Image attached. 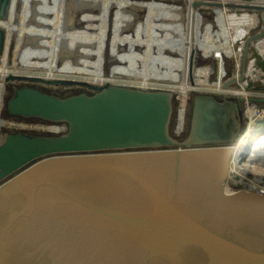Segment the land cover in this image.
<instances>
[{"label": "water", "instance_id": "obj_1", "mask_svg": "<svg viewBox=\"0 0 264 264\" xmlns=\"http://www.w3.org/2000/svg\"><path fill=\"white\" fill-rule=\"evenodd\" d=\"M9 6L0 0V21ZM249 7L263 23L245 42L241 77L264 35V4ZM4 41L0 27V54ZM51 82L91 92L20 86L1 107L62 129L1 132L0 264H264V195L226 189L237 138L226 96L192 92L179 136L171 90Z\"/></svg>", "mask_w": 264, "mask_h": 264}, {"label": "bare ground", "instance_id": "obj_2", "mask_svg": "<svg viewBox=\"0 0 264 264\" xmlns=\"http://www.w3.org/2000/svg\"><path fill=\"white\" fill-rule=\"evenodd\" d=\"M170 1L10 0L8 18L0 21V27L6 31L3 63L0 64V110L8 74L37 77L50 81L40 83L54 87L57 83L51 81L61 79L101 86L123 84L115 78V73L110 74L112 68L118 66L125 73L119 76L130 82L125 85L149 89L157 82L159 84H154L157 88L171 90L181 98L174 127L179 136L186 135L188 109L184 103L190 92L196 93L206 87L229 98L240 97L243 99L242 114L249 122L232 144L228 179L238 189L264 195V135L256 130L253 117L256 107L249 102L253 97L247 87L249 80L264 83V70L257 65L254 56L246 61L242 77L240 69L242 47L251 36L248 31L254 22L253 16L245 13L236 28L227 11L228 0L202 1L220 4L209 6L213 18L208 21L204 20V13L192 5L200 0H182L185 5ZM252 1L264 4V0ZM128 27L131 31L122 33ZM18 35L25 43L28 41L24 52H16L8 45L13 36ZM238 39L242 43L235 48ZM251 42L264 59V35ZM9 52L13 53L11 61ZM107 53L115 61L108 75L104 71ZM229 59H234L232 77L235 84L224 87ZM195 61L201 63L200 66H194ZM130 72L138 73V77ZM166 73L177 75V80H168ZM210 75L214 76L213 82L208 81ZM3 124L0 117V126ZM11 125L27 128L24 124ZM50 127L56 131L60 129L58 125L43 123L34 128L29 126V129L39 131Z\"/></svg>", "mask_w": 264, "mask_h": 264}, {"label": "rangeland", "instance_id": "obj_3", "mask_svg": "<svg viewBox=\"0 0 264 264\" xmlns=\"http://www.w3.org/2000/svg\"><path fill=\"white\" fill-rule=\"evenodd\" d=\"M171 3H175V2H179V3H182L183 5H185V2L184 1H182V0H172V1H170ZM198 5H200L201 3H197ZM199 7H201V8H199ZM199 7H197V8H199L198 10H200V11H202L203 13H204V15H205V18H204V20L205 21H208V20H212V18H213V15H210L209 14V10H210V7L209 6H206L204 3H202ZM94 13H95V10L93 11ZM185 13V10H183V14ZM245 13H247L249 16H253V19H254V22H252L253 24L250 26V32H249V34H255L257 31H258V29L260 28V26H261V15H262V12H259V11H251V10H249V11H246V12H244V11H239V10H236V11H230L228 14H233V15H236V18H234L233 17V23H234V25L236 26V28L239 26V24L240 23H242L241 21H239V20H241L242 19V16L245 14ZM230 21V20H229ZM127 30V31H126ZM126 30L124 29V31L122 32V33H124L125 34V32H128V31H131V28H126ZM224 32V31H223ZM239 40V39H238ZM235 43H238V41L237 42H235ZM237 45L238 44H235V48L237 47ZM250 53H251V55L252 56H254L255 58H256V60H257V65L259 66V67H261L263 70H264V59L262 58V57H260L258 54H257V50L254 48V47H252L251 46V48H250ZM11 56H12V54H11ZM10 60H11V57H10ZM115 61L108 55V53L106 54V56H105V63H104V71H105V74L106 75H108V73H109V69H110V67H111V65L114 63ZM228 62H229V66H227V75H226V77H224V80L226 79V78H228V77H232V73H233V66H234V61H233V59H229L228 60ZM1 63H3V61L1 62ZM20 64V63H19ZM21 64H24V65H29V66H33L32 64L30 65V64H28V63H24V62H22ZM200 64L201 63H199L198 61H195V63H194V66H200ZM9 65V64H8ZM39 66H46V65H41V64H39ZM120 67L121 66H118V67H114V68H112V70L110 71V74H113V73H115L116 75H115V78H118V75H124L125 73H124V70H121L120 69ZM39 71V70H38ZM43 74H44V72H42ZM132 75H133V77H138V73H136V72H130ZM167 74V73H166ZM127 75V74H126ZM168 76H169V79L168 80H172V81H176L177 80V78H178V76L177 75H173V74H171V73H169V74H167ZM212 77V78H211ZM123 78V77H122ZM233 78V77H232ZM123 79H126V78H123ZM152 79H156V80H158L156 77H152ZM127 80V79H126ZM215 79H214V76L213 75H210L209 76V78H208V81L209 82H213ZM128 82V81H127ZM128 83H130V82H128ZM257 82H249V85L247 86L248 87V89H252V90H260V91H263L264 92V86L263 85H259V83H257ZM31 84V83H30ZM32 84H35V86H37V87H39V88H43V89H45L46 91H55V92H58V93H60L61 95H64V94H74V93H78V92H87V93H90L91 91L88 89V88H86L85 86H81V85H62V84H56L55 85V87H45L44 86V84H41L40 82H32ZM154 84H159V83H157V82H153V84H151V85H153V86H156L157 87V85H154ZM232 85H234V84H232ZM230 86V85H229ZM256 88V89H255ZM196 94H213V95H219L216 91H214V90H209V89H207L206 87H202V89L201 90H199V92H196ZM193 95V93H189L188 94V96H187V98H186V100H185V103H184V107H185V109L187 110L188 109V106H190V104H191V101H190V99H191V96ZM174 101H173V104H174V109H175V115H177V111H178V108L181 106V104H182V102H181V98L177 95V94H175L174 95ZM241 104H242V106H243V101H241ZM258 105L260 106V107H262L263 106V104L261 103V102H258ZM242 108V107H241ZM3 112L4 111H1L0 112V117H1V119H4L3 117ZM248 122V119H246V117L245 118H243V120H242V127H241V129H242V131H243V129H245V127H246V123ZM264 119L260 122V124H259V128H260V131H258V134H261V135H264V134H262L263 133V125H264ZM2 126H4V125H2ZM59 126V125H58ZM59 130L58 131H60L61 130V126H59ZM0 130H2V127H0ZM173 130V129H172ZM47 131H49V132H57L56 130H54L53 129V127H50V128H48V129H43V130H39V131H34V132H31V133H39V132H44V133H46ZM240 131V130H239ZM241 131V132H242ZM1 132V131H0ZM173 132H174V130H173ZM176 132V131H175ZM239 136V135H238ZM106 152H113V151H106ZM228 184H229V187L230 188H232V189H238V187L237 186H235L234 184H232V182H230L229 180H228Z\"/></svg>", "mask_w": 264, "mask_h": 264}, {"label": "flooded vegetation", "instance_id": "obj_4", "mask_svg": "<svg viewBox=\"0 0 264 264\" xmlns=\"http://www.w3.org/2000/svg\"><path fill=\"white\" fill-rule=\"evenodd\" d=\"M262 23H263V18H261V26H260V28L258 29V31L257 32H259L260 31V29H261V27H262ZM256 32V33H257ZM253 35V34H252ZM11 42V41H10ZM8 43V45L10 46V48L12 49V42L11 43ZM26 43H28V41H26ZM26 43H24V45L26 44ZM5 45H6V43H5V41H4V47H5ZM28 46V45H27ZM10 55H11V52H9V59H10ZM20 62V61H19ZM24 63H26V62H24ZM153 63V62H152ZM154 63H158V62H156V61H154ZM245 65H246V63H245ZM65 66H67V65H65ZM227 66H229V62L227 63ZM68 67V66H67ZM240 67H241V65H240ZM224 82H225V80H224ZM6 84H5V93H4V96H3V99H4V101H5V99L12 93V91H13V89L14 88H16V87H20V86H34L35 88H38V89H40V90H42V91H45V92H48V91H46L45 89H43V88H39V87H37V86H35V84H32V82H24V81H17V80H11V81H6L5 82ZM31 83V84H30ZM9 84V85H8ZM41 84H43V83H41ZM232 84H235V82L234 83H232ZM232 84H230V85H232ZM59 85V84H58ZM62 85H64V84H62ZM44 86L46 87H54V86H49V85H47V84H44ZM48 93H53V94H56V95H59V96H65V95H69V94H64V95H61V94H59L58 92H53V91H49ZM175 95V94H174ZM215 97V99L218 101V102H221L222 101V97L220 96V95H215L214 96ZM175 98V97H174ZM192 98H193V95L191 96V99H190V101H191V104H190V106H188V112H187V114H186V117H185V120H187V122H186V127H187V129H186V133L188 132V129H189V123H190V118H191V105H192ZM227 99L228 100H230V102H226L227 103V106L228 107H231V111H230V113H229V117H232L233 118V120L231 119V118H229L231 121H233V125H232V128L231 129H229V131L231 132L230 134L231 135H233L234 133L237 135V137H238V135L241 133V131H242V129H241V127H242V120H243V118H245L244 117V115L242 114V111H243V106H242V104H241V101H243V99L242 98H229V97H227ZM174 101V100H173ZM242 107V108H241ZM175 109H174V104H173V117H172V121H171V130L173 129L174 130V127H176V123H177V121H176V116L177 115H175ZM3 118L5 119V120H9L10 122H12L13 124H24L25 126H27V128H18V127H14V128H11V129H5L4 128V130H1V132H3V131H14V132H17V131H23V130H26V131H28V132H34V131H36V130H34V129H29V126L30 127H33L34 128V126H36L37 124H41V123H43V124H48V123H46V122H43V121H39L38 119H36V118H24V117H20V116H10V115H7L6 113H5V111L3 112ZM33 122H35V123H33ZM228 122V121H227ZM219 127H220V125H221V123L219 122ZM215 126H217V124L215 125ZM220 128H222V127H220ZM216 129H218V127L216 128ZM240 130V131H239ZM174 132H175V130H174ZM235 139H236V136H235Z\"/></svg>", "mask_w": 264, "mask_h": 264}, {"label": "built area", "instance_id": "obj_5", "mask_svg": "<svg viewBox=\"0 0 264 264\" xmlns=\"http://www.w3.org/2000/svg\"><path fill=\"white\" fill-rule=\"evenodd\" d=\"M177 1V0H176ZM203 0H200L199 1V3H204L205 5H207V6H218V5H220L218 2H216V3H214L213 5H211V4H207V3H205V2H202ZM192 3V2H191ZM200 4V5H201ZM253 4H254V2L252 1V0H242V1H240V0H228L227 1V3H226V6L227 7H229L228 9H227V11H236V10H239V11H244V10H241L240 8H244V9H246L247 11H249V10H254V11H259V12H262V11H260V10H257V9H254V8H251V7H249V6H253ZM200 5H196V7H199ZM231 6V7H230ZM233 7H235V8H233ZM200 8V7H199ZM9 11V10H8ZM246 12V11H245ZM263 16V12H262V15H261V18H263L262 17ZM142 16H140L139 18H141ZM231 17H234V18H236V15H233V14H231ZM7 18H8V15H7ZM6 18V19H7ZM233 23V22H232ZM233 25H234V23H233ZM233 27H236L235 25L233 26ZM249 30H250V28H249ZM5 31V30H4ZM249 32L250 31H248V34H249ZM250 35V34H249ZM21 37V36H20ZM250 37V36H249ZM248 37V38H249ZM247 38V39H248ZM11 42H12V48L14 49V51H18V52H24L25 51V48H27L26 46L24 47V40L23 39H21V38H19V35L18 36H13V39L11 40ZM10 42V43H11ZM5 43H6V31H5ZM242 43V40H238V43H236V44H241ZM252 44V43H251ZM250 44V48H251V45ZM238 45H237V47H238ZM245 45V44H244ZM244 45H243V47H242V55H243V48H244ZM236 47V48H237ZM253 47V46H252ZM250 48H249V51H248V53H247V56H246V61H248V59L252 56L251 55V53H250ZM4 50H5V47H4V49H3V52H4ZM3 52L0 54V64H1V62H2V56H3ZM11 54H13V53H11ZM11 56V55H10ZM11 61V60H10ZM233 61H234V59H233ZM5 62V61H4ZM6 62H8V60H6ZM139 64H141V63H139ZM261 68V67H260ZM240 69H241V67H240ZM262 69V68H261ZM245 70V69H244ZM227 75V74H226ZM7 76V75H6ZM224 77H226V76H224ZM118 80H119V83H123V84H117V85H125V84H129L127 81H126V79H123L121 76H119L118 75V78H117ZM231 80H234L231 76L230 77H228V78H226L225 79V82H224V84L226 83V82H229V81H231ZM249 82H252V80H249L248 81V85H249ZM254 83L255 82H257V83H259V85H263L264 86V83H262V82H259V81H253ZM232 83H234V82H232ZM232 83H230V84H232ZM256 83V84H257ZM224 84H223V86H224ZM230 84H228L227 86H229ZM247 85V86H248ZM125 86H134V85H125ZM135 87V86H134ZM226 87V86H225ZM149 89H160V88H157L156 86H153V85H151L150 87H148ZM256 89V88H255ZM251 90V92H252V97L253 98H249V102L250 103H252V105L253 106H255L256 107V112H254V120H255V124H256V127H257V131H260V128H259V124H260V122L264 119V92L263 91H260V90H252V89H250ZM3 101H4V99H2V104H3ZM258 102H261L262 104H263V106L262 107H260L259 105H258ZM0 112H1V110H0ZM247 119H249L248 117H247ZM2 120H4V126H0V127H2V130H4V128L6 129H11V128H14L15 126H12L11 124H13L12 122H10L9 120H5V119H2ZM6 121V122H5ZM248 122H249V120H248ZM247 122V123H248ZM246 123V124H247ZM6 124V125H5ZM22 129V128H21ZM1 131V130H0Z\"/></svg>", "mask_w": 264, "mask_h": 264}, {"label": "trees", "instance_id": "obj_6", "mask_svg": "<svg viewBox=\"0 0 264 264\" xmlns=\"http://www.w3.org/2000/svg\"><path fill=\"white\" fill-rule=\"evenodd\" d=\"M264 123V122H263ZM262 134H264V125H263V133Z\"/></svg>", "mask_w": 264, "mask_h": 264}]
</instances>
